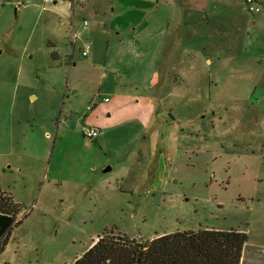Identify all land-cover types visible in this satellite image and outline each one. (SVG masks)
<instances>
[{
    "label": "rangeland",
    "instance_id": "374dc122",
    "mask_svg": "<svg viewBox=\"0 0 264 264\" xmlns=\"http://www.w3.org/2000/svg\"><path fill=\"white\" fill-rule=\"evenodd\" d=\"M256 2L0 0V190L23 207L0 264L207 229L245 232L242 264H264Z\"/></svg>",
    "mask_w": 264,
    "mask_h": 264
},
{
    "label": "trees",
    "instance_id": "16d2710c",
    "mask_svg": "<svg viewBox=\"0 0 264 264\" xmlns=\"http://www.w3.org/2000/svg\"><path fill=\"white\" fill-rule=\"evenodd\" d=\"M21 204L0 190V252L15 226L22 223ZM248 235L241 231L177 232L135 240L104 233L73 264H242Z\"/></svg>",
    "mask_w": 264,
    "mask_h": 264
},
{
    "label": "built area",
    "instance_id": "2783aa9c",
    "mask_svg": "<svg viewBox=\"0 0 264 264\" xmlns=\"http://www.w3.org/2000/svg\"><path fill=\"white\" fill-rule=\"evenodd\" d=\"M59 1H64V0H46V2H48V3H57ZM246 5L249 7V10L252 13H259V12H261V8L258 6L256 0H246ZM85 24L87 25V22H85ZM75 38L77 39V34H75ZM90 49H91L90 46H87L84 49L83 55L85 57H87L89 55ZM104 101L105 102H109V99L106 98ZM90 108L91 107H89V109ZM85 135L88 138H91L93 140H97L99 138L100 132H99V129L98 128L91 127V128H88V129L85 130Z\"/></svg>",
    "mask_w": 264,
    "mask_h": 264
},
{
    "label": "crops",
    "instance_id": "0c3cea01",
    "mask_svg": "<svg viewBox=\"0 0 264 264\" xmlns=\"http://www.w3.org/2000/svg\"><path fill=\"white\" fill-rule=\"evenodd\" d=\"M111 4H113V2H111ZM183 82V81H182ZM182 82H179V84L181 85ZM106 99V98H105Z\"/></svg>",
    "mask_w": 264,
    "mask_h": 264
},
{
    "label": "water",
    "instance_id": "95a60500",
    "mask_svg": "<svg viewBox=\"0 0 264 264\" xmlns=\"http://www.w3.org/2000/svg\"><path fill=\"white\" fill-rule=\"evenodd\" d=\"M109 170H111V168H108L106 171H109Z\"/></svg>",
    "mask_w": 264,
    "mask_h": 264
}]
</instances>
